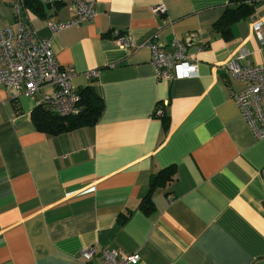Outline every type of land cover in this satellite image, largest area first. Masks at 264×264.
<instances>
[{"label":"crops","instance_id":"obj_1","mask_svg":"<svg viewBox=\"0 0 264 264\" xmlns=\"http://www.w3.org/2000/svg\"><path fill=\"white\" fill-rule=\"evenodd\" d=\"M14 1L0 0V28L12 25ZM89 1L91 20L53 34L47 24L72 18L69 4L22 0L58 66L74 69L77 90L92 85L103 109L92 126L47 134L31 116L41 94L0 85V264H98L100 249L137 252L136 264H264V137L234 103L244 83L224 70L240 48L264 62L254 30L264 0L227 38L213 22L229 0ZM113 30L132 44L119 47ZM190 33L203 45L187 47L197 76L156 79L143 43Z\"/></svg>","mask_w":264,"mask_h":264},{"label":"built area","instance_id":"obj_2","mask_svg":"<svg viewBox=\"0 0 264 264\" xmlns=\"http://www.w3.org/2000/svg\"><path fill=\"white\" fill-rule=\"evenodd\" d=\"M68 3L73 16L65 22L48 23L47 28L53 34L70 26L80 25L91 20L95 15L93 2L89 0H48V2ZM258 3L262 0H249ZM13 23L0 28V85L25 93L31 97L41 94L35 105H43L59 116L77 115L82 111L78 90L72 84L75 74L73 68L61 69L54 57L49 40L38 38L30 28L24 14L22 0L12 4ZM153 11L161 15L164 6L157 5ZM15 28V29H13ZM254 30L259 45L264 50V23L254 22ZM112 37L119 47L132 44L126 36L113 30ZM190 33L184 40L171 39L161 45L152 41L143 44L150 51V62L156 79L175 80L193 78L198 74L197 59L189 54L187 47L194 44L197 51L202 43L195 41ZM197 42V43H196ZM249 53L240 48L236 55L230 57L224 65L229 77L244 83V89L233 95L234 103L240 116L246 121L254 134L264 137V62L251 63ZM95 70L86 73L89 81L96 77ZM50 92H45V88ZM156 117L164 116V108L157 105ZM95 253L94 246L84 247L80 257L87 262ZM101 260L98 264H136L140 256L137 252L122 253L116 249H100Z\"/></svg>","mask_w":264,"mask_h":264},{"label":"trees","instance_id":"obj_3","mask_svg":"<svg viewBox=\"0 0 264 264\" xmlns=\"http://www.w3.org/2000/svg\"><path fill=\"white\" fill-rule=\"evenodd\" d=\"M30 4L24 1V7ZM54 7L59 8L62 5L61 2H53ZM255 1L249 0H229L221 16L213 22L214 28L222 34L225 38L229 36L230 26L238 20L246 18L254 10ZM32 10L37 13H42L43 9L36 3L33 4ZM93 82V81H90ZM80 96V104L82 111L77 115L59 116L52 113L49 109L43 105H36L32 112V122L40 131L56 135L59 133L71 131L82 126H92L98 120L102 109L103 102L92 86H86L78 90ZM162 173V174H161ZM165 174L160 170L157 175L153 177L151 185L159 183L161 179H164ZM168 175L166 176V178ZM142 203L149 204V196L146 195Z\"/></svg>","mask_w":264,"mask_h":264}]
</instances>
